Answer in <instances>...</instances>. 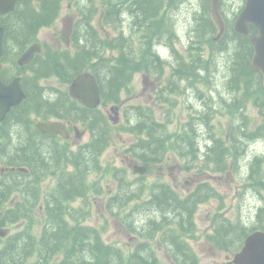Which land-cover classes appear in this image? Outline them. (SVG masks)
I'll use <instances>...</instances> for the list:
<instances>
[{"label":"trees","instance_id":"trees-1","mask_svg":"<svg viewBox=\"0 0 264 264\" xmlns=\"http://www.w3.org/2000/svg\"><path fill=\"white\" fill-rule=\"evenodd\" d=\"M61 1L19 0L14 12L0 16V27L4 28V55L0 57V63L9 62L16 70L15 75H10L8 69H4L1 78L9 83L21 76L26 94V100L14 107L0 124V167L7 170L0 179V228L25 221L21 230L0 238V264H163L148 242L140 243L128 253L106 244L102 230L82 223L86 214L84 210L70 207L76 199L88 198L91 191L89 178L92 173L101 171L100 158L115 141L117 127L99 108H85L71 99L68 92L54 91V98L47 97L41 81L56 77L71 84L83 72L91 71L100 85L102 105L115 106L121 104V94L132 82L133 74L141 71L162 84L157 91L158 101L173 108L177 104L174 97L183 93L181 83H188L193 89L197 81L202 83L204 80L208 84L222 73L223 87L221 92L217 89V93L220 92L218 105L234 116L231 131L226 139L215 138L210 133L205 143L206 152H203L197 142L201 134L198 127L210 128L214 115L219 112L216 106L205 102V110L198 111L185 123L177 150L188 161V170L197 163L200 172L224 173L229 169V157L233 158L235 167L239 166L250 146L256 142L264 143L263 76L253 66L254 47L251 43L257 29L251 26L249 36H242L234 30V23L246 0H239L242 5L234 9L232 19H227L226 30L220 39H217V27L211 17V0H202V9L194 15L187 55L170 47L179 35L175 21L168 13L179 10L189 0H100V5L96 0H84L82 5L77 4L78 15L69 46L62 50L45 46L44 52L36 55L30 65L19 68L17 59L38 41L40 30L55 23ZM225 4L226 0H223L221 8ZM99 7L103 8L100 24L103 28L116 30L114 36L102 34L93 25ZM159 45L172 50L171 61L162 58ZM168 67L171 71L166 76ZM203 74L206 76L202 77ZM225 94L228 99L224 98ZM200 100L202 103V97ZM248 102L253 103L263 120L254 131L248 129L251 123L245 114ZM126 116V126L119 128L137 138V143L130 149L134 158L148 168L162 162L173 136L168 133L166 125L156 120L153 109L141 106L133 107ZM34 117L70 121L90 132V141L71 154L69 147L54 141L57 150L68 152L60 156L67 163L61 165L58 186L45 201L46 219L39 234L35 227L40 221L34 210L40 200V184L50 170L42 167L41 137ZM12 128L16 132L15 147H12ZM68 165L73 167L70 172L66 171ZM263 168L264 152L257 153L250 161L244 179L262 198ZM112 171L119 187L106 204L109 214L116 217L132 202L142 200L144 191L141 188L128 189L130 182L126 169ZM91 189L96 194L101 190L98 182ZM14 194L19 195V200L5 209ZM218 197L221 196L208 182L199 183L185 197L170 185L158 183L151 189L149 198L126 212L121 222L130 233L145 241L159 237L158 241L166 248L172 264H199L200 259L187 243L186 236L196 233L194 217L198 207ZM143 213L148 216L145 220ZM255 220L256 225L248 227L242 221L234 223L217 215L213 221L214 233L208 236V240L214 247L232 249L236 253L251 233L264 232V201Z\"/></svg>","mask_w":264,"mask_h":264},{"label":"rangeland","instance_id":"rangeland-1","mask_svg":"<svg viewBox=\"0 0 264 264\" xmlns=\"http://www.w3.org/2000/svg\"><path fill=\"white\" fill-rule=\"evenodd\" d=\"M83 1L84 0H62L58 18L52 26L40 30L37 42L44 47L48 46L58 50L68 47L70 44L71 29L78 15L77 4L82 5ZM96 3L100 5V0H96ZM241 5L239 0H227L224 8H221V10H223L227 19H232L234 9ZM201 6L202 0L200 2H198V0H192L188 3H184L179 10H171L168 13L175 21L179 33V37L176 39L175 43H170V47L173 46L172 48L179 53L187 55L186 48L188 47V43H190V34L191 36L193 35L191 32L195 24L194 15L197 13L199 7L202 9ZM102 11L103 8L99 7V14L94 19L93 25L98 30H101L102 34L114 36L117 33L116 30L110 27L103 28L100 24V14ZM135 36H137V33ZM164 48L166 47H163V49ZM109 55L110 54H108V56ZM164 55L168 61L169 59L172 60L174 56L171 49L164 50ZM206 55L209 56V51H207ZM222 63L223 62H219V64ZM2 69H8L10 75L16 74L14 66L9 62L3 63ZM170 69L171 68L168 67L166 76L171 71ZM205 76L206 74L202 75V77ZM223 79L224 75L220 73L217 78H213L208 84H205L203 82L204 80H202V83L197 81L195 84L196 88L193 89L188 83H181L180 87L183 93L174 97L177 104L172 108L171 105L158 101L157 91L162 84L139 71L133 74L132 82L121 94V104L115 106L114 104L99 106V111L104 113L111 123L117 127L114 133L115 141L100 158L101 171L97 174L92 173L89 178L91 191L88 198H78L70 203V207L84 210L86 214L82 223L86 226L102 230V238L106 244L121 248L124 252L128 253L133 251L140 243L148 242L152 248L155 249L161 263L172 264L167 256L166 248L158 241L159 237L153 241H145L138 235L130 233L126 226L122 224V217H124L125 213L130 211L137 203H143L142 201L147 200L150 196L151 189L158 183L170 185L181 197H185L193 192L199 183L208 182L216 189L221 197L212 199L208 203L198 207L194 217L196 233L186 236V240L196 255H198L200 259L199 264H227L233 261L235 251L227 248L226 250H222L218 247H214L209 242L208 236L214 233L213 221L217 215L224 216L225 219L234 223H237L238 220L242 221V223H245L248 227H254L256 225L255 217L264 201V193L262 194L263 198L257 195L256 191L247 185L244 179L247 176V169L250 161L257 153L264 152V144L257 143L250 146L248 154L243 157L239 166L235 167L236 164H234L233 158L229 157V169L224 173H214L210 171L200 172L197 168V163H193L192 165L190 163L194 168L188 170V161L182 158L177 150V143L179 140H182L181 137L184 135L185 123L191 120L192 117H195L198 111L205 110V102H207V104H212V106H216L219 112L214 115V119L210 123V128L206 126L198 127V130L200 128L201 134L197 142H199V145L201 144L203 152H206L205 143L206 140L209 139L208 136L210 133L215 138L222 137V139H226L233 127L234 116L223 109L224 107L218 105L220 101L219 93L223 87ZM41 85L45 87L47 91H52L51 89H54L56 91L68 92L69 89V84L62 82L56 77L42 80ZM217 89L220 92L217 93ZM200 97L203 99L202 103ZM224 98L228 99L229 96L225 94ZM135 106L153 109L156 120L159 123L165 124L168 133L173 135L167 144V152L163 161L151 165L145 175L135 174L132 168L135 164L144 165L135 159L132 152H130V149L137 143V138L126 131H121V128H119V126H126V113L133 111V107ZM114 107L118 109V112L113 111ZM245 114L251 121L248 127L249 131H254L263 123L261 115L252 102L247 103ZM34 118L36 122L41 121L40 119H36V117ZM62 122L65 123V120ZM240 122H243V120ZM11 132L13 138L12 147H15L17 139L14 134L16 132L13 128ZM88 141H90V132L80 127L77 133L72 134V139L69 140V143L71 149L76 151L77 146ZM121 168L126 169L127 178L130 182L128 189L138 190L141 188L144 191V196L142 200L132 202L118 216L113 217L109 214L106 203L110 196L117 193L119 187L118 181L113 178L112 170ZM2 170L4 169L0 167V179L3 177L1 175ZM61 171L62 169L56 174H48V177L40 184V200L38 201V206L34 210V215H36L40 221V225L35 227L37 234L40 233V229L45 223L43 209L45 207L46 197L51 190L54 189L57 176ZM262 173L264 174V168ZM96 182H98V186L101 189L99 194H96L91 189ZM12 200L17 202L19 200V195L14 194ZM7 207H10L9 202L5 205V209ZM220 207H223V209L219 210ZM142 215L143 220L148 218L147 213H143ZM24 225L25 221H22L19 224L10 225L6 227V229H9L10 233L13 234L21 230Z\"/></svg>","mask_w":264,"mask_h":264},{"label":"water","instance_id":"water-1","mask_svg":"<svg viewBox=\"0 0 264 264\" xmlns=\"http://www.w3.org/2000/svg\"><path fill=\"white\" fill-rule=\"evenodd\" d=\"M220 0L212 1L213 19L220 27L219 36L223 34L224 22L219 10ZM17 0H0V15H6L15 9ZM253 25L258 30V35L251 39L255 50L253 66L261 71L264 77V0H247L235 24V32L248 36L249 26ZM4 28H0V56L3 55ZM42 51L39 44L29 47L19 58L17 64L24 67L30 64L35 55ZM69 94L78 100L84 107L96 109L101 104V90L97 78L91 72H84L74 79L69 87ZM26 99L21 86V78L14 79L10 84H5L0 77V122L4 121L9 111L20 105ZM42 134H57L68 139V130L65 125L54 121H40L36 124ZM147 167L134 165L135 174L144 175ZM8 235L6 230L0 229V237ZM233 264H264V232L256 231L250 234L244 246L235 254Z\"/></svg>","mask_w":264,"mask_h":264},{"label":"flooded vegetation","instance_id":"flooded-vegetation-1","mask_svg":"<svg viewBox=\"0 0 264 264\" xmlns=\"http://www.w3.org/2000/svg\"><path fill=\"white\" fill-rule=\"evenodd\" d=\"M51 90L52 91H49V90L47 91V89H46L45 93L48 94L47 97L54 98V95H55L54 91H56V90H54V89H51ZM41 121L62 122L64 120H60V119L51 117V118L41 119ZM62 123L65 124V126L68 130V135H69L68 139L62 137L61 135H57V134H41V133H39L40 137H41V150H42V152H41L42 153L41 163H42V167L49 169L50 174H56L57 172H59L63 168L61 165H64L67 163V160L65 158H61L60 156L61 155L63 156V154H68V152L57 150L55 148L56 146L54 145V141L58 142L61 145L63 144L64 146L69 147L70 148L69 152L71 154V151H73V150L71 149L69 140L72 139V134L77 133V129L79 128V126L77 124L71 123L70 121H65V123L64 122H62ZM81 145L77 146L76 151H78V148ZM76 151H73V152H76ZM59 166H61L60 169H58ZM66 168H67L66 171H68V172L72 171V169H73V167L70 165H68ZM29 172H28V174H29ZM61 173H62V171L57 176L56 185H55L54 189L58 186V178L61 175ZM4 174H5V172L1 175L3 176ZM46 177H48V176H46ZM50 177H53V176H50ZM54 189H52V190H54ZM52 190H51V192H52ZM46 199H47V197H46ZM14 204H15V200H11L9 205L13 206ZM43 212H44L43 217H44V219H46V216H45L46 215V202H45V207L43 209ZM1 214L2 213L0 212V216H1Z\"/></svg>","mask_w":264,"mask_h":264},{"label":"bare ground","instance_id":"bare-ground-1","mask_svg":"<svg viewBox=\"0 0 264 264\" xmlns=\"http://www.w3.org/2000/svg\"><path fill=\"white\" fill-rule=\"evenodd\" d=\"M231 96V95H230ZM211 98V97H210Z\"/></svg>","mask_w":264,"mask_h":264}]
</instances>
